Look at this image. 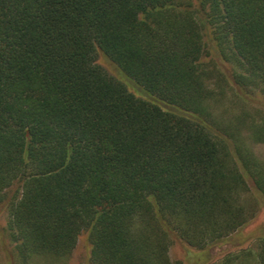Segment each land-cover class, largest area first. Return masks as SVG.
Masks as SVG:
<instances>
[{"label": "trees", "instance_id": "16d2710c", "mask_svg": "<svg viewBox=\"0 0 264 264\" xmlns=\"http://www.w3.org/2000/svg\"><path fill=\"white\" fill-rule=\"evenodd\" d=\"M253 96L264 0H0V202L19 262L66 259L82 232L91 264H183L171 237L227 240L264 206Z\"/></svg>", "mask_w": 264, "mask_h": 264}, {"label": "rangeland", "instance_id": "374dc122", "mask_svg": "<svg viewBox=\"0 0 264 264\" xmlns=\"http://www.w3.org/2000/svg\"><path fill=\"white\" fill-rule=\"evenodd\" d=\"M202 60L210 68L216 67L220 70H225L226 68V65L218 60L212 48H209L204 53ZM97 63L111 76L123 80L127 78L124 75L125 78H123L115 65L102 54L97 55ZM127 82L130 90L140 94V91L131 82ZM253 99L255 100L253 101ZM253 99L246 108L250 112H253L255 107H259V111L261 108L264 110V97L253 96ZM259 102H261V105L258 104ZM249 145L264 162V143H250ZM17 190V188L13 187L8 195L16 194ZM6 222V204L0 202V264H21L17 258L14 244L7 234ZM261 237H264V206L259 208L256 216L246 226L233 233L227 240L208 248L198 249L187 245L176 236L171 237L168 255L172 261L179 260L183 264H215L229 253H239L243 250H248L251 254L245 257L242 256L243 258L237 260L235 264H256L257 242ZM89 255L90 242L87 233L82 232L79 234L71 254L66 259L57 261L51 258H35L29 264H91Z\"/></svg>", "mask_w": 264, "mask_h": 264}]
</instances>
